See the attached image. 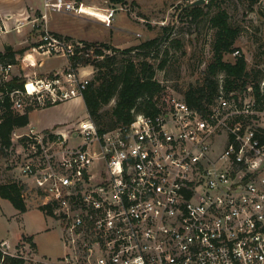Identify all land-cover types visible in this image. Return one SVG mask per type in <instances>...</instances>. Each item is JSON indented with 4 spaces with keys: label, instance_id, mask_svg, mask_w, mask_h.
I'll use <instances>...</instances> for the list:
<instances>
[{
    "label": "built area",
    "instance_id": "2783aa9c",
    "mask_svg": "<svg viewBox=\"0 0 264 264\" xmlns=\"http://www.w3.org/2000/svg\"><path fill=\"white\" fill-rule=\"evenodd\" d=\"M86 7L43 0L38 14L0 16V32H36L30 52L67 59L56 70L22 73L17 60L0 59V120L7 105L24 112L82 98L94 63L111 50L56 34L46 21L61 11L111 26L115 8ZM225 78L217 75L204 109L164 94L155 113L113 127L87 115L66 130L14 128L8 147L22 197L59 223L64 246L34 263L264 264V69L230 87Z\"/></svg>",
    "mask_w": 264,
    "mask_h": 264
},
{
    "label": "rangeland",
    "instance_id": "374dc122",
    "mask_svg": "<svg viewBox=\"0 0 264 264\" xmlns=\"http://www.w3.org/2000/svg\"><path fill=\"white\" fill-rule=\"evenodd\" d=\"M75 1L95 8L99 11L98 14L106 8H115L111 26H105L91 16L61 13V11H51L50 20L58 23L73 36L110 40L114 44L119 43L116 47L121 49L161 35L164 32L163 27L172 26L169 38L160 45L158 54L152 59L156 66L155 77L163 85L165 94L182 95L190 83L197 84L201 81L206 66L212 59V42L216 28L211 23V17L219 10L227 13V22L238 30L232 47L239 49V53L245 57L246 67L251 72V76L258 75L259 70L264 69V55L259 54V50L264 49V0H205L202 4H198L204 7L205 13L196 20H191L184 9L193 0ZM28 11L39 13L37 7ZM12 25L10 20L9 27ZM28 27L25 25L18 32L15 30L0 32V49L4 47V41L8 39L13 38L16 42L18 35ZM112 42L107 43L113 45ZM28 43L31 44V36L28 42L16 45V49L25 48L17 62L22 60L30 62L29 58L32 56L27 55L24 59V53L30 46L27 45ZM130 57L138 61L144 57V54H130ZM223 58L227 61L236 59L231 51L224 52ZM63 59L64 55L57 54L53 56L50 64H60ZM162 59H165V64L159 67L158 64ZM21 72H23L22 69ZM114 103L113 98L103 107L104 115L101 122L104 124L114 123L109 115V110ZM87 115L81 98L45 106L33 114L48 126L56 124L55 128L58 130H66ZM9 180L19 182L22 180L18 158L16 159L14 150L10 153L9 147L0 146V183ZM27 204L28 211L24 214H12L6 207L0 208V240H7L11 244V247L7 248L1 241L0 249L7 253L22 255L25 259L24 264H35L32 260L34 257L46 259L62 255L63 244L59 223L52 216L42 212L38 201L35 203L29 201ZM3 212L6 213L3 214ZM20 231L33 234L37 244L35 256L30 249L26 248L27 245L12 246Z\"/></svg>",
    "mask_w": 264,
    "mask_h": 264
},
{
    "label": "trees",
    "instance_id": "16d2710c",
    "mask_svg": "<svg viewBox=\"0 0 264 264\" xmlns=\"http://www.w3.org/2000/svg\"><path fill=\"white\" fill-rule=\"evenodd\" d=\"M111 2H124V0H109ZM185 14L191 20L200 18L204 13V7L188 4ZM211 23L216 28L215 37L212 42V59L208 62L201 81L197 84L190 83L182 92L185 101L192 107L198 109L206 108L207 103L217 91V75L224 73L226 86L235 85L247 81L251 72L247 70V61L243 55L236 57L234 61H227L223 58L224 52L234 50L232 43L238 33L237 28L227 22V13L223 10L217 11L211 17ZM161 35L140 41L137 44L125 48L113 46L107 42L84 41L85 43H99L111 54H105L103 58L94 63V73L83 93V102L88 115L102 129L113 127L119 123H128L136 113H155L158 108L159 99L165 94L164 87L155 77L156 66L152 59L158 54L160 45L169 38L172 26L163 27ZM261 46V44L259 45ZM25 48L15 49L11 45H5L0 51V59L16 61ZM144 54V57L135 61L130 54ZM127 56H123V55ZM264 55V49L259 50ZM122 55V56H120ZM165 59L158 64L163 67ZM12 85L20 84L16 80ZM115 103L109 110L112 124L101 122L103 107L111 99ZM28 108L24 112L11 109L8 105L2 112L0 120V146L8 147L11 144V131L17 127H23L29 122ZM0 196L7 198L19 211L26 210V202L22 197V185L18 181L9 180L0 183ZM43 211V207L40 208ZM44 212V211H43ZM28 243L30 249L35 248V243L30 236L22 235L21 242L16 247ZM22 255L11 254L0 249V264H24Z\"/></svg>",
    "mask_w": 264,
    "mask_h": 264
},
{
    "label": "crops",
    "instance_id": "0c3cea01",
    "mask_svg": "<svg viewBox=\"0 0 264 264\" xmlns=\"http://www.w3.org/2000/svg\"><path fill=\"white\" fill-rule=\"evenodd\" d=\"M42 1L43 0H21V1L20 0H0V14L3 15V14L8 13V14H12L13 17H20L21 15L27 14L29 12L28 9H31V8H34V7H37L38 9L41 8L42 7ZM61 13H63V12H61ZM48 16H49V18L47 17L46 27H47L48 30H50V31H52V32H54L56 34L63 35V36L68 37V38L85 40V41L109 42V43L112 42L110 40L108 41V40H102V39H89V38L73 36L66 29H63L62 26H60L58 23L52 22L50 20L51 15H48ZM16 32H18V31H16ZM29 36H31V43H33L35 38H36V36H37V34L34 33L33 30H31L28 27V29L24 30L22 33H20L18 35V40L16 42H15V39L12 38V39H8L7 41H4L3 45L4 46L5 45H11L13 48H15L17 44H21V43L23 44L25 41L28 42L29 41ZM112 44L114 46H119V43H117V44L115 43L114 44V42H112ZM27 45H30V43H28ZM3 48L0 49V51H2ZM27 55H29V57L32 56V58H29L30 62H28L26 60H22V61L17 62L16 72L22 73L21 69H22L23 72H25V70L26 71L47 72V71H52V70L59 69L61 67H64L67 64L66 57H64L63 62H61L60 64H57V65H53L52 64L51 65L50 61H52L53 56H56V55H49V56L48 55H38L36 53L30 52L29 50H27L24 53V59L27 57ZM43 56H46V57H43ZM81 99L83 101V98H81ZM39 108H42V107L33 108V109H31L28 112L29 122L23 127H27V126L32 125L35 128H37V129H50V128L56 129L55 128L56 124L48 126L47 124H45L44 122L39 121L38 118L33 116L34 112L39 110ZM20 177L22 179L21 175H20ZM29 201H34V203L37 202V201H35L33 199H31ZM29 201L26 202V210L23 211V212H19L7 198H3V197L0 196V208L2 209L3 207H6L8 209V211H9V213H12V214H16V213L24 214L25 212L28 211V204L27 203ZM4 213H6V212H3V214ZM22 235L30 236L32 241L35 243V248L32 249V250L30 249V246H29L28 243L23 244V247H25L27 245L26 248L30 249V251L35 256L36 255L35 253L37 252V244H36V242L33 239V234L31 235L30 232L26 233V232L20 231L18 233V235L16 236V239L13 242L12 246L15 247L18 242H21ZM1 241H3L2 244L4 246H6L7 248L11 247V244L7 240L1 239L0 242ZM63 252H64V246H63ZM34 258L38 259L39 257H34Z\"/></svg>",
    "mask_w": 264,
    "mask_h": 264
},
{
    "label": "water",
    "instance_id": "95a60500",
    "mask_svg": "<svg viewBox=\"0 0 264 264\" xmlns=\"http://www.w3.org/2000/svg\"><path fill=\"white\" fill-rule=\"evenodd\" d=\"M205 0H193L190 2V5L202 4Z\"/></svg>",
    "mask_w": 264,
    "mask_h": 264
},
{
    "label": "bare ground",
    "instance_id": "6f19581e",
    "mask_svg": "<svg viewBox=\"0 0 264 264\" xmlns=\"http://www.w3.org/2000/svg\"><path fill=\"white\" fill-rule=\"evenodd\" d=\"M87 8H89V9H87ZM86 9L87 10H90V11H94L95 13H98L99 11L98 10H96L95 8H91V7H86ZM101 14V13H100Z\"/></svg>",
    "mask_w": 264,
    "mask_h": 264
}]
</instances>
